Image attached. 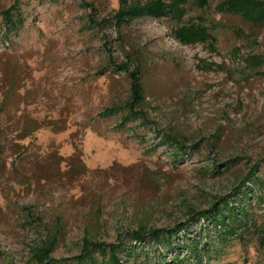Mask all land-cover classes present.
Listing matches in <instances>:
<instances>
[{"label":"rangeland","instance_id":"1","mask_svg":"<svg viewBox=\"0 0 264 264\" xmlns=\"http://www.w3.org/2000/svg\"><path fill=\"white\" fill-rule=\"evenodd\" d=\"M221 1L184 6L212 47L176 41L169 18L116 27L119 0H0V264H39L49 247L46 264H76L85 239L122 243L120 264H193L176 245L194 242L199 264H264V65L246 66L264 24ZM13 5L23 24L6 36ZM134 72L142 115L124 122ZM252 167L253 192L240 187ZM222 201L248 226L222 235L198 215ZM157 229L175 231L173 249L125 237Z\"/></svg>","mask_w":264,"mask_h":264},{"label":"trees","instance_id":"2","mask_svg":"<svg viewBox=\"0 0 264 264\" xmlns=\"http://www.w3.org/2000/svg\"><path fill=\"white\" fill-rule=\"evenodd\" d=\"M189 0H148L144 3L136 0H119V8L116 15L112 19L114 25L120 28L122 26L130 25L135 20L140 18L149 17L152 19L169 18L175 21L176 26L173 30V37L176 41L183 45H195V44H207L213 47L215 43L214 37L209 33L207 27L193 22H184L185 9L184 6ZM199 7H205L209 0H194ZM217 10L221 13L231 14L239 16L246 23L253 26H259L264 24V0H222L217 5ZM1 24L5 31L6 36L12 32L17 31L23 24V19L15 5L1 12ZM264 65V55H249L246 57V66L248 68H259ZM144 102L142 84L137 72L131 74L130 85V100L126 103L127 113L124 116V122L130 120L132 116L142 115L141 111H136L135 108L139 107ZM111 108L110 111H112ZM119 110V109H115ZM178 150L185 151L183 146H178ZM19 155V154H17ZM256 167H252L251 173L248 177L243 179L240 183V187L250 189L246 187L247 182H251L255 185L258 179L254 177V170ZM253 178V179H251ZM260 183V182H259ZM253 192V189H250ZM233 200H240L241 196H246V193H239ZM258 200L262 203L261 197ZM240 203V202H239ZM201 218L213 225L214 229H218L220 234L228 235L233 234L237 228L242 226L247 227V213L240 205L234 206L228 201H222L216 203L210 210L204 213L198 214ZM182 230H189L191 224L180 225ZM258 244L260 247H264V222L254 230ZM125 237L130 243L140 244L147 240L152 243L162 246L166 249H173L175 244V231L174 230H152L149 233L145 231H133L126 233ZM122 243H100L92 242L85 239L82 245L81 253L75 260L76 264H120L119 253H121ZM177 248L185 249L191 253L193 258V264H199L202 257L207 252L203 249H198L196 243H189L187 245L177 244ZM52 248L38 249L35 253V257L38 259L39 264H46L48 261L52 262L50 253ZM132 252V251H131ZM102 258L108 257L107 261L100 263L97 260V256ZM175 262L181 263L182 261L175 258ZM188 264L191 259H188Z\"/></svg>","mask_w":264,"mask_h":264}]
</instances>
